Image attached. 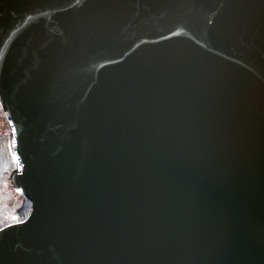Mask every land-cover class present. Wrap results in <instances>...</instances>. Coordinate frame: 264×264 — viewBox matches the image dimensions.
Listing matches in <instances>:
<instances>
[{"label":"water","instance_id":"95a60500","mask_svg":"<svg viewBox=\"0 0 264 264\" xmlns=\"http://www.w3.org/2000/svg\"><path fill=\"white\" fill-rule=\"evenodd\" d=\"M0 93V264H264V0H0Z\"/></svg>","mask_w":264,"mask_h":264},{"label":"trees","instance_id":"16d2710c","mask_svg":"<svg viewBox=\"0 0 264 264\" xmlns=\"http://www.w3.org/2000/svg\"><path fill=\"white\" fill-rule=\"evenodd\" d=\"M16 134L7 107L0 93V229L8 224L25 220L32 203L15 187L12 173L15 162L10 144L15 151Z\"/></svg>","mask_w":264,"mask_h":264}]
</instances>
